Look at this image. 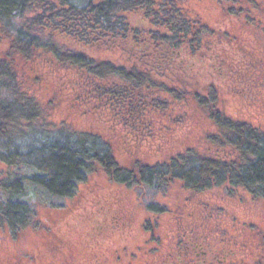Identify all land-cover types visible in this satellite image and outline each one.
<instances>
[{"label": "trees", "instance_id": "obj_1", "mask_svg": "<svg viewBox=\"0 0 264 264\" xmlns=\"http://www.w3.org/2000/svg\"><path fill=\"white\" fill-rule=\"evenodd\" d=\"M218 2L231 11L237 5H245L241 12L258 11L253 0ZM162 7L144 0H0V164L8 167L7 177L0 178L1 230L7 227L15 235L29 227L33 205L61 206L93 164L116 182L161 189L179 180L196 194L228 186L264 200V133L220 110L214 79L226 68L219 55L205 51L214 33L176 1ZM141 10L156 29L135 27L125 16ZM59 36L91 48H119L131 57L115 65L60 42ZM21 62L72 73L78 79L74 87L102 100L121 122L167 116L177 106L187 110L169 120L179 122L197 109L217 128L207 137L217 151L199 155L188 148L163 162L122 167L98 136L43 129L44 110L25 86ZM59 70L51 73L61 76ZM198 77L209 79L195 81Z\"/></svg>", "mask_w": 264, "mask_h": 264}, {"label": "rangeland", "instance_id": "obj_2", "mask_svg": "<svg viewBox=\"0 0 264 264\" xmlns=\"http://www.w3.org/2000/svg\"><path fill=\"white\" fill-rule=\"evenodd\" d=\"M144 1H152L161 10L162 4L168 2ZM173 1L193 21L206 24L214 33L205 51L212 57L219 55L229 73L223 79L217 76L214 79L219 88L218 106L224 116L264 133V35L259 33L261 29L249 26L244 16L239 19L227 14L215 0ZM258 1L264 9V0ZM143 11L125 16L135 27L156 29ZM261 17L264 18V11ZM222 33H228L227 40L221 39ZM58 39L115 65H124L131 57L119 48H91L74 44L62 36ZM36 64L21 62L19 66L25 69L27 90L37 97L44 110V130L98 136L110 144L115 160L126 168L132 167L134 161L163 162L188 148L199 155L217 151L212 148L213 144L207 143V137L217 128L197 109L179 122L169 120L170 114L180 119L181 111L187 110L179 106L171 113L167 111V116L163 113L147 117L139 124L121 122L114 119L102 100L83 95L74 87L78 82L75 75L66 70L49 69L45 64L40 65V69ZM53 70H59L62 75H53ZM208 79L198 77L195 81ZM7 168L0 164V178L7 177ZM90 171L76 194L66 199L62 207L33 205L35 219L29 227L15 235L7 227L0 229V264H107L110 252L122 251L121 246L131 240L135 242L145 224L149 227V236L154 230L155 235L165 237L172 235L174 229L181 232L190 228L205 235L211 232L229 242L232 251L251 259L252 264H264V200L228 186L196 194L179 180L161 189L116 182L98 164H93ZM103 213L112 218L116 216L120 223L128 222L126 232L130 233L126 238H120L121 231L117 229V233L107 234L93 245V228L85 227V222L102 220ZM72 221L78 227H73ZM67 223L72 228L66 227Z\"/></svg>", "mask_w": 264, "mask_h": 264}, {"label": "flooded vegetation", "instance_id": "obj_3", "mask_svg": "<svg viewBox=\"0 0 264 264\" xmlns=\"http://www.w3.org/2000/svg\"><path fill=\"white\" fill-rule=\"evenodd\" d=\"M215 1L218 2V0ZM253 1L258 4L257 12H247V10L241 12V8H246L245 5H237L234 7L236 9L231 11L220 2L218 3L223 6L222 9L227 14L231 13L230 15L239 19L244 16L249 21V26H253L257 30L261 29L259 33L264 35V26H262L264 18L261 17L263 16L264 9H262L258 0ZM203 26L207 31L212 32L206 24H203ZM228 74L226 70L225 73L220 75V78L223 79ZM62 206L63 204L55 208ZM88 222H85V227L93 228V245L101 237L108 236L107 234L114 235L117 233V229L121 231L120 238H126L127 233H130L129 231L126 232V227H129L128 222L122 221L120 223V220L116 219V216L112 218L110 214L103 213L102 220H92L91 223L89 222L90 225ZM70 223L75 225L74 221ZM66 227H71V225L67 223ZM73 227H78V225ZM148 229L147 224L143 225L140 228V236L139 238H135V242L131 240L129 241L131 243L121 246L122 251H111L110 263L107 264H252L250 258L248 260L242 253L232 251L229 242L213 236L211 232L205 235L199 234L197 230L190 228L181 232L178 229H174L172 235L165 237L163 235H155V230L149 236ZM90 231L92 230L90 229ZM143 233H146L145 236ZM13 237L16 238V236Z\"/></svg>", "mask_w": 264, "mask_h": 264}]
</instances>
